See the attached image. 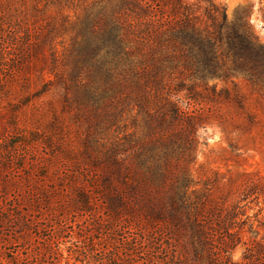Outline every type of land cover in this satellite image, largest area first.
Segmentation results:
<instances>
[{
    "label": "trees",
    "instance_id": "1",
    "mask_svg": "<svg viewBox=\"0 0 264 264\" xmlns=\"http://www.w3.org/2000/svg\"><path fill=\"white\" fill-rule=\"evenodd\" d=\"M49 28L46 39L56 32ZM44 45L0 5L1 249L12 228L27 235L47 215L56 233L74 215L90 223L87 232L114 237L83 264H264V178L216 173L201 185L188 168L201 129L264 130L245 96L205 83L241 75L264 91V45L249 21L227 24L213 0H95L64 74L52 68L54 80L45 79L42 57L35 95H49L47 119L33 120L30 137L20 116L32 100L30 58ZM29 144L63 171L60 189L37 187ZM23 187L25 196L7 198Z\"/></svg>",
    "mask_w": 264,
    "mask_h": 264
},
{
    "label": "rangeland",
    "instance_id": "2",
    "mask_svg": "<svg viewBox=\"0 0 264 264\" xmlns=\"http://www.w3.org/2000/svg\"><path fill=\"white\" fill-rule=\"evenodd\" d=\"M95 0H0L8 13L14 16V20L29 28L33 42L45 41L42 55H35L30 58V92L31 102L23 107L20 128L31 137L32 128L35 127L33 120L44 123L46 116L43 108L46 109L45 101L49 95L37 98L35 93L40 90V80L37 77L39 67L45 65L43 56L46 58L47 70L45 79L54 80V74L50 71L55 69L56 73L64 74L70 51L76 39V28L84 19L87 9L92 8ZM197 2L198 0H186ZM213 3L223 8L226 15L227 24H236L239 20L250 22L252 30L257 35L260 43L264 45V0H213ZM49 25L56 28L52 37L46 39ZM33 54V53H32ZM53 54L57 59L54 64ZM200 82V81H198ZM191 82L187 81V84ZM209 86H217L221 89H235L245 96L251 103V111L260 114L264 118V91H254L241 75H236L228 80L209 79L205 80ZM200 85V84H199ZM184 102H186L184 100ZM185 106V105H184ZM4 120H0V129ZM131 128V121H128ZM40 127V126H38ZM75 127V125H73ZM130 131H132L130 129ZM264 130L254 127L250 131L241 132L239 130H224L217 125L207 126L201 129L197 137V144L193 151L195 161L188 165V168L195 181L202 185L208 178H213L216 173L224 175L225 181L230 176L239 179V174L244 172L252 173L264 178ZM26 167L29 168L31 175L37 181V187L46 186L53 189L63 181V171H57L58 164L49 161V154L42 145H27L25 149ZM44 164H49L48 169ZM57 165V166H56ZM49 172L50 178L44 180L42 175ZM62 177V178H61ZM36 186V185H35ZM42 190V188H39ZM12 190L7 196L26 195L27 188L23 187L20 192ZM34 193H37L34 191ZM41 196V195H39ZM260 207L264 208V198H261ZM258 211L254 208L249 212L252 217ZM34 211L31 210V215ZM264 219V212L260 216ZM45 215L39 228H30L27 235L16 233L18 227L9 231L10 242L6 244V249L0 246V261L2 264H83L85 255L94 249L102 247H112L114 237L109 232L105 235L94 231L87 232L85 227L89 222H84L85 218L70 215L66 221L59 223L61 231L55 233L58 228L56 219ZM87 220V219H86ZM60 222V221H59ZM113 229V227H107ZM115 231V229H114ZM132 232L126 230L127 235ZM117 234L121 235L122 233ZM263 234V233H262ZM105 241L100 242V238ZM117 239V237H116ZM98 245H94L93 243ZM240 252L238 253V256Z\"/></svg>",
    "mask_w": 264,
    "mask_h": 264
}]
</instances>
